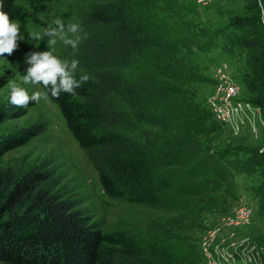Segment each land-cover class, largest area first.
<instances>
[{"label":"trees","instance_id":"16d2710c","mask_svg":"<svg viewBox=\"0 0 264 264\" xmlns=\"http://www.w3.org/2000/svg\"><path fill=\"white\" fill-rule=\"evenodd\" d=\"M17 1L59 0H3L14 20L21 14ZM70 1L83 5L77 21L88 38L75 55L68 46L64 56L79 60L77 79L90 78L75 94L49 93V99L97 173L105 197L188 213V202H204L210 180L229 183L230 169L237 166L261 169L256 195L264 209V154H251L238 168L237 160L229 165L228 154L201 141L217 124L194 102L196 86L209 81L194 64V51L212 47L218 32L207 36L205 28L186 21L177 0ZM254 17L231 18L232 30L222 40L228 54L246 51L242 80L264 115V23ZM35 104L1 117H22ZM144 125L158 127L161 137L142 141ZM46 128L37 122L0 130V264H199L193 245L178 242L174 234L146 238L103 231L62 192L49 162L23 172L2 164L5 154Z\"/></svg>","mask_w":264,"mask_h":264},{"label":"rangeland","instance_id":"374dc122","mask_svg":"<svg viewBox=\"0 0 264 264\" xmlns=\"http://www.w3.org/2000/svg\"><path fill=\"white\" fill-rule=\"evenodd\" d=\"M184 7L186 21H191L194 27L205 28L207 36L211 37L213 46L204 52L194 51V64L200 73L209 79L208 83L196 86L194 102L199 107L208 108L207 102L212 98H220L221 92L216 86L217 72L221 71L236 83L237 93L232 98L234 103L242 104V109L233 113L230 122L226 124L217 121L211 111L207 118L216 122L217 126L209 130L201 139L203 147L210 150H221L228 154L229 165L234 160L241 167L251 154H264V115L262 110H252L253 95H250L243 83L246 72V51L228 54L229 47L222 40L223 34L232 29L229 26L231 18L253 19L260 18L264 0H177ZM258 3V4H257ZM21 14L18 19L21 23L20 35L23 40L18 41V48L11 56L5 54L0 57V130L12 131L31 126L37 122H45L46 131L33 138L27 144L5 154L1 162L5 166H12L20 172L32 166L47 161L56 172L61 182V190L67 198L76 200L79 208L86 210L95 221L102 225L103 231L128 232L133 235L154 238L174 234L178 242L190 243L199 256V264H211L202 253V245H216L222 249H248L258 253L264 249V209L257 194V188L263 178L260 168L248 170L230 169L232 179L229 183L218 180L209 181L204 195V202L198 205L187 203L191 212L159 207H147L118 200H109L103 194L97 173L87 160L84 153L69 133L64 120L56 105L48 98L41 100L27 113L19 118L4 120L1 115L8 112H20V109L9 103L10 90L7 84L10 80L22 83L21 76L25 74V54L30 51L47 50V37L43 40H32L29 33L41 31L54 18L60 17L67 25L69 22H78L80 11L78 1L59 0L49 4H31L17 1ZM257 4V5H256ZM68 46L58 43L56 54L65 58L64 53ZM29 94L36 90H43L39 85H22ZM255 96V95H254ZM26 109V108H25ZM145 135L142 141L154 142L160 138L158 127L142 126ZM244 167V166H243ZM249 168V167H248ZM213 182V184L211 183ZM189 201V200H188ZM248 205L250 219L241 225H227L237 209ZM262 244V245H261ZM254 249V250H253Z\"/></svg>","mask_w":264,"mask_h":264},{"label":"clouds","instance_id":"9594fccd","mask_svg":"<svg viewBox=\"0 0 264 264\" xmlns=\"http://www.w3.org/2000/svg\"><path fill=\"white\" fill-rule=\"evenodd\" d=\"M260 20L264 23V6L261 7ZM21 23L10 17L4 11L3 0H0V57L5 54L11 56L18 48V41L24 38L20 35ZM47 37V50L30 51L25 54V74L21 76L22 83L10 80L7 87L10 90L9 103L17 108H27L30 101L39 103L47 101L49 93L52 97H59L61 93L75 94V90L89 80L87 74H81L77 79L79 67L78 59L61 58L56 54L58 43L70 46L75 50L82 41L88 38L79 22H69L67 25L60 17L54 18L41 31H32L29 38L43 40ZM42 86L43 90H36L29 94L22 85ZM264 152V149H261ZM254 250V249H253ZM244 264H250L253 257L248 255V250L242 255Z\"/></svg>","mask_w":264,"mask_h":264},{"label":"built area","instance_id":"2783aa9c","mask_svg":"<svg viewBox=\"0 0 264 264\" xmlns=\"http://www.w3.org/2000/svg\"><path fill=\"white\" fill-rule=\"evenodd\" d=\"M207 2L208 0H203ZM216 86L222 93L220 98H212L207 102L208 108L210 109L213 117L226 124L230 122V118L235 111L242 109V104L239 102L234 103L232 98L236 95V83L232 81L229 76H226L221 71L217 72ZM252 110H259L257 106H252ZM250 219V208L248 205L241 206L237 209L236 213L230 217L227 221V225L237 226L241 224L248 223ZM204 257L212 261L211 264H244V259L242 255L245 253L246 249H222L216 245L208 246L204 243L201 247ZM248 250V249H247ZM248 255L253 257L250 264H264V249L261 248L258 253H253L248 250ZM209 264V263H208Z\"/></svg>","mask_w":264,"mask_h":264}]
</instances>
